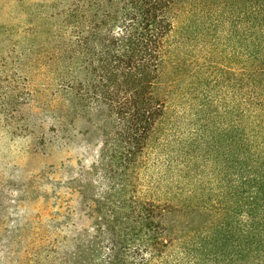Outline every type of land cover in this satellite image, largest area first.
I'll return each instance as SVG.
<instances>
[{
  "label": "trees",
  "instance_id": "trees-1",
  "mask_svg": "<svg viewBox=\"0 0 264 264\" xmlns=\"http://www.w3.org/2000/svg\"><path fill=\"white\" fill-rule=\"evenodd\" d=\"M0 9V128L43 154L67 150L79 120L98 137L68 182L36 175L60 208L36 225L0 176V264H264V0ZM177 97L194 135L162 187L151 156Z\"/></svg>",
  "mask_w": 264,
  "mask_h": 264
},
{
  "label": "rangeland",
  "instance_id": "rangeland-1",
  "mask_svg": "<svg viewBox=\"0 0 264 264\" xmlns=\"http://www.w3.org/2000/svg\"><path fill=\"white\" fill-rule=\"evenodd\" d=\"M1 19L4 17L0 9ZM196 51L198 53V47ZM188 109L185 101L177 97L167 122L162 125L164 131L159 135L164 146L161 149H154L151 156L156 177L161 176L159 186L165 187L167 178L175 175L176 168L183 166L179 161L183 158L180 157V150L184 143L188 144L191 141V137L194 135V126L191 121L193 118ZM86 130H90V134L83 135ZM73 135V142L67 150L50 147L43 154L42 151H37L39 146L36 144L34 135L14 136L6 129L0 128V176L4 181L14 184L12 185L13 195L21 200L18 206H21L22 219L24 217L32 218L36 225V215L40 214L47 219L51 213L60 209L55 198L48 202L42 196H36V175L44 171H53V176L57 180L66 183L72 177L77 176L82 166L88 167L93 162L96 155L95 144L98 140L93 127L90 123L79 120ZM88 147L90 148L88 149ZM174 158L178 161L174 162ZM193 161L194 164L198 163L196 159ZM154 162L157 164L155 165ZM171 165L173 173H169V175L166 171H170ZM155 173L153 174L152 171V175ZM149 177L151 176H148V182ZM56 191L66 199H75L72 202L73 206H78L76 202L78 196L74 197L69 194L65 188L56 189ZM69 224L71 226L72 222Z\"/></svg>",
  "mask_w": 264,
  "mask_h": 264
}]
</instances>
